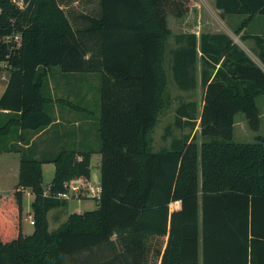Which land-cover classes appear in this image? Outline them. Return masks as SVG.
Returning a JSON list of instances; mask_svg holds the SVG:
<instances>
[{"label":"trees","instance_id":"1","mask_svg":"<svg viewBox=\"0 0 264 264\" xmlns=\"http://www.w3.org/2000/svg\"><path fill=\"white\" fill-rule=\"evenodd\" d=\"M26 1L20 10L0 0V62L9 72L0 97V152L20 154L18 187L0 194V264H264V138L233 141L238 113L252 129L260 125L264 0H214L222 14L245 15L239 34L261 17L260 34L240 36L254 41L257 60L226 32L176 35L179 89L196 88L201 60L203 141L190 132L157 152L152 132L168 105L167 18H184L191 0ZM76 2L86 9L73 8ZM16 32L22 44L12 50L5 38ZM56 69L100 77L101 191L96 209L70 214L50 232L49 211L67 205L57 198L65 185L77 178L92 186L93 150L63 147L36 159L23 147L28 133L54 121L46 81ZM197 120L195 102L177 109V128L184 123L192 131ZM44 163L55 165L48 190ZM24 190L34 194L31 235L23 233ZM116 244L120 253L102 260L101 249Z\"/></svg>","mask_w":264,"mask_h":264},{"label":"rangeland","instance_id":"2","mask_svg":"<svg viewBox=\"0 0 264 264\" xmlns=\"http://www.w3.org/2000/svg\"><path fill=\"white\" fill-rule=\"evenodd\" d=\"M86 4L83 2L81 3H74L72 5L78 11L86 9ZM189 14L186 15L184 18H176L175 16L169 15L168 16V25L171 27L172 37L170 38L169 42L170 46H174V34L178 33H195L199 36L202 32H226L228 33L233 40L239 44L249 55L256 59L255 54L252 52V47L254 46L253 40L242 41L240 39V34L233 29L231 24H237L238 20L231 22L230 18L226 19V15L218 12L216 8L212 5L210 0H191L189 3ZM263 20L261 21V17H255L252 23L247 27V31L244 34H260L262 32V24ZM59 74L61 72L57 69ZM168 70V69H167ZM5 73V74H3ZM168 72L167 74H169ZM5 76L6 79L8 78V71L5 68H0V88H3L5 81L2 77ZM50 85H52L53 81L52 78L49 77ZM91 84V87H90ZM200 84V83H199ZM87 85V83H86ZM170 85V86H169ZM99 87H100V77L98 74H93V80L89 83V87L87 86L86 91L89 94L90 99V106L88 114L90 117L89 123L92 125V130L94 129L95 133L98 136V124H99ZM53 91V90H52ZM168 92L172 97L171 107L161 113L158 117L156 126L152 132V149L154 152L159 151L162 148L169 147L171 138L174 137H182L185 133H190L191 128H184L180 130L175 126V113L176 108L179 106L181 102L190 100L195 102L198 113L201 106V96L203 95L202 89H200V85L190 91V93H181L174 83L168 84ZM54 93V92H53ZM62 96H57V98H68L66 93L61 94ZM71 97V96H70ZM68 100H72V98H68ZM67 100V101H68ZM257 106L260 112V125L258 130H254L248 124L246 116L244 113L240 112L236 115L235 118V126H234V134H233V141L236 143H254L259 141V137L264 138V95L257 97L256 99ZM67 109L71 110L69 105H66ZM78 116V114L76 113ZM196 137L197 142L200 145L203 141L202 137L200 136L199 129L196 127ZM169 131V133H168ZM5 153V152H3ZM6 158H4V162L0 165L4 167L5 170H10V174L7 176L4 174L5 182L7 184V188L17 184L18 177L12 173L14 170L16 173L19 169V156L17 154H6ZM17 157V158H16ZM101 156L100 154H94L92 156L91 161V171H92V184H94V176L98 178L100 177V161ZM48 166L45 167L44 171V180L43 186L45 190L49 189L51 179H52V170L50 173ZM78 180V181H76ZM79 182V179L72 178L70 182ZM94 186V185H92ZM89 195V192L83 191V193L78 197H71L67 199L64 206L52 209L48 213L49 219V229L50 231H55L59 227L66 222L68 216L73 213H81L90 211L97 208V202L93 198L86 199ZM33 196L28 195L27 193L23 194V209H24V233L27 235H31L34 231V226L30 224L31 218L27 214L31 209V203L33 201Z\"/></svg>","mask_w":264,"mask_h":264},{"label":"crops","instance_id":"3","mask_svg":"<svg viewBox=\"0 0 264 264\" xmlns=\"http://www.w3.org/2000/svg\"><path fill=\"white\" fill-rule=\"evenodd\" d=\"M210 1H211L212 5L215 7L214 0H210ZM217 11L220 12L219 10H217ZM225 15H226V19L227 18L231 19V22H233V20L235 21L236 19L238 20V23L236 25L231 24V26L233 27L234 30L239 29V26H241V23H242L243 19L245 18V15H237V14H225ZM256 17H259V15ZM251 23H252V21H251ZM251 23H249L248 26ZM261 24H262V29H263V23H261ZM247 27H245L244 29H242V31H240L241 32L240 35L244 34V32L247 31ZM169 28L171 29L170 26H169ZM179 34L181 35L182 33L174 34L175 36H173L174 37V46L173 47L170 46L171 41L168 42V51H167L166 58H165V69H166L165 71H166V73L170 72L169 74H167L168 84H169V80H170V84L174 83L175 87L179 91H181V93H190L191 90L179 89L175 83L174 76H173V68H172L173 51L176 50L177 48L181 47L180 44H178L177 40H176V35L178 36ZM171 37H172V35L170 36V38ZM199 57H201V53H199ZM3 74H5V73H3ZM196 75H197V86L196 87H198V85H200V89H202V91L204 93V89H203L202 83H201V60H200V58L198 60ZM8 76H9V72H8ZM49 77L52 78V81H53L52 85H50L51 83H50ZM7 79L5 81L3 88H0V97L6 88ZM92 80H93V74H63L62 72H61V74H59L57 69L53 72V74H50L47 77V81H46L47 82V91L50 93V95L52 96V99H53L51 112L54 116V121L50 126H48L47 128L43 129L42 131H40L38 133H35V134L28 133L29 141L26 142V144L23 145V147L25 149L29 148L30 149L29 152L33 155L34 158H36V159H42L44 157H46V158L52 157L53 158L54 156H56L60 153V151L63 147H67L69 149H75L77 151L89 150V149L93 150V153L91 155V161H92V156L94 154H100L99 152H97L99 147H100L99 138H98L97 134L95 133L94 129L92 130V125L89 123L90 117L88 115L90 113V111H88V108L90 106V101H91L90 97L91 96H89V94L87 93L86 88H87V86L89 87V83H91ZM86 83H87V85H86ZM90 87H91V84H90ZM63 93H66L67 95L69 94L68 98H70V99L72 98V100H68L67 96L64 99L57 98V96H59V95L62 96L61 94H63ZM99 96H100V94H99ZM166 96L168 98V105L162 111V113L171 107L172 97L170 96V94L168 92V86H167V90H166ZM190 102H193V101L187 100V101L181 102L179 104V106L186 105ZM71 103H73L77 107H72ZM66 105H69L71 107V110L67 109ZM179 106L176 108L175 113H177V109L179 108ZM202 106H203V95L201 96V106L199 109V113L197 110L198 120H197L196 127L199 129V133H200V119L199 118L201 115ZM99 112H100V100H99ZM4 113H7V112H4ZM76 113L78 114V116L76 115ZM176 116H177V114H176ZM175 120H176V118H175ZM182 120L185 121L186 119L183 118ZM235 124H236V122H235ZM196 127H195V129H196ZM184 128H188V126L183 123L180 130H183ZM195 129L191 131V134H192L191 136H193L196 133ZM98 133H99V131H98ZM186 135H188V133H185L183 136H186ZM173 139L174 138H171L169 147L171 146ZM7 153H10L11 155L14 153V154H17L19 156V168H20V154L17 152H5V153L0 152V164L4 162V158L8 157V156H6ZM100 156H101V154H100ZM100 165H101V162H100ZM46 166H48L49 169L52 170V179H51V182H52V180L54 178V174H55V165L52 163H44L42 166L43 174H44ZM51 170H50V173H51ZM12 173L18 177L19 169H18L17 173L14 170L12 171ZM4 174H6L8 176L10 174V170H5L4 167L0 165V194L4 193V192L15 190L18 187V180H17L16 185L14 184L13 186L7 188L6 187L7 184L5 182ZM79 181H82V180L79 179ZM92 185H94V186L83 187L81 192L82 193H83V191L89 192V195L87 196L86 199H89V198L95 199L97 202V206H98V199L100 197V192L98 190L99 181H98V178L96 177V175L94 176V184H92ZM25 193H27L28 195L30 194L34 197V194L30 190H24L23 194H25ZM33 201H34V198H33ZM31 205H32V203H31ZM50 211H52V210H50ZM82 213H84V212H81L79 214H82ZM27 214L33 217L32 211H29ZM23 220H24V209H23ZM23 224H24V222H23ZM48 225H49V219H48ZM49 231H50V229H49ZM55 231H50V232H55ZM23 233H24V227H23ZM25 235H27V234H25ZM111 240L114 241V243H115L116 236H113ZM164 242L165 243L167 242V237L164 238ZM120 249H121V247L117 244L115 245V247L111 246L110 249H109V246H107V245L104 246L101 249L102 260H103V258H105V259L106 258H112V256L115 255V253L119 254Z\"/></svg>","mask_w":264,"mask_h":264},{"label":"built area","instance_id":"4","mask_svg":"<svg viewBox=\"0 0 264 264\" xmlns=\"http://www.w3.org/2000/svg\"><path fill=\"white\" fill-rule=\"evenodd\" d=\"M12 2L20 10H24L29 4L26 0H12ZM5 40L8 44H11L12 50H16L17 48L21 47L22 37H21L20 32H16V33L8 35L5 38ZM7 66H8L7 62H0V68L2 67V68L7 69ZM2 79L6 80V77L3 76ZM76 181H78V180H76ZM65 186L67 188V191L57 194V198H59V199H70L71 197L78 198L82 194L81 191L84 187L82 181H79V182L73 181V182L67 183ZM98 190H99V192L101 191L100 187L98 188ZM29 217L31 218L30 224L34 225V223H35L34 218L30 215H29Z\"/></svg>","mask_w":264,"mask_h":264}]
</instances>
